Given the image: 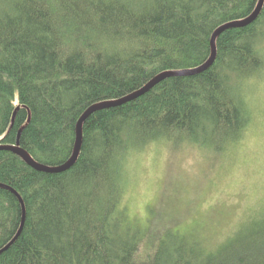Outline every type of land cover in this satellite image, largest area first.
I'll return each mask as SVG.
<instances>
[{
	"label": "trees",
	"instance_id": "16d2710c",
	"mask_svg": "<svg viewBox=\"0 0 264 264\" xmlns=\"http://www.w3.org/2000/svg\"><path fill=\"white\" fill-rule=\"evenodd\" d=\"M258 2L0 0V144L19 138L38 163L64 164L89 107L205 64L215 30L248 18ZM216 47L203 73L167 78L91 114L80 156L63 173L39 172L0 151V183L24 203L0 188V252L26 214L0 264H264V219L219 240L193 226L174 232L175 218L157 231L155 216L142 225L126 204L137 156L162 146L225 159L255 124L250 99L264 82V6L254 23L222 32Z\"/></svg>",
	"mask_w": 264,
	"mask_h": 264
},
{
	"label": "rangeland",
	"instance_id": "374dc122",
	"mask_svg": "<svg viewBox=\"0 0 264 264\" xmlns=\"http://www.w3.org/2000/svg\"><path fill=\"white\" fill-rule=\"evenodd\" d=\"M255 85L250 100L256 122L225 159L162 146L135 158L126 202L133 219L146 225L149 215L155 216L156 230L161 231L162 223L175 218L179 222L174 232L193 226L198 228L194 232L207 230L219 240L248 221L264 219V82Z\"/></svg>",
	"mask_w": 264,
	"mask_h": 264
},
{
	"label": "water",
	"instance_id": "95a60500",
	"mask_svg": "<svg viewBox=\"0 0 264 264\" xmlns=\"http://www.w3.org/2000/svg\"><path fill=\"white\" fill-rule=\"evenodd\" d=\"M263 6H264V0H259L255 11L248 18L243 19V20H239V21L230 22V23L224 24V25L220 26L219 28H217L215 30V32L213 33L212 38H211V50H212L211 57L209 58V60L205 64H203L197 68L189 69V70L164 72V73L160 74L159 76H157L155 79H153L151 82H149L146 86H144L140 90H138V91H136V92L124 97V98H121V99L116 100V101L101 102V103H98V104H95V105H92L91 107H89L84 112V114L81 116V118L79 119V121L77 123L76 139H75V146H74L73 155L64 164L59 165V166H55V167H50V166H46L44 164L38 163L37 161H35L30 156V154L27 151H25L23 148H21L19 138H18L16 144H14V145L0 144V151H8V152H12V153L16 154L24 162H26L30 167H32L33 169H35L39 172L63 173L65 171L69 170L70 168H72L75 165V163L77 162V160L80 156V152H81L82 145H83L84 123H85L86 119L91 114H93L97 111L103 110V109L121 106V105L126 104L130 101H133V100L143 96L147 92H149L151 89L156 87L160 82H162L163 80H165L167 78L186 77V76H193V75H198L200 73H203L204 71L209 69L214 64V62L217 58L216 41H217L218 37L221 35V33L227 29L242 28V27H245V26H248V25L254 23L258 19V17L260 16L261 11L263 9ZM13 122H14V119H13ZM0 188H4V189H7V190H10L11 192H13L19 198L20 202L22 203V205L24 207V203H23L22 198L20 197V195L15 190H13V188H10V187H8L4 184H1V183H0ZM25 217H26V214H25V209H24L23 222H22V226H21L19 233L17 234L16 238L6 248L1 250V252L6 250L7 248H9L14 243V241H16V239L19 237V235L23 229L24 223H25Z\"/></svg>",
	"mask_w": 264,
	"mask_h": 264
},
{
	"label": "bare ground",
	"instance_id": "6f19581e",
	"mask_svg": "<svg viewBox=\"0 0 264 264\" xmlns=\"http://www.w3.org/2000/svg\"><path fill=\"white\" fill-rule=\"evenodd\" d=\"M75 134H76V132H75ZM76 136V135H75ZM44 173V172H43ZM23 207V206H22Z\"/></svg>",
	"mask_w": 264,
	"mask_h": 264
}]
</instances>
